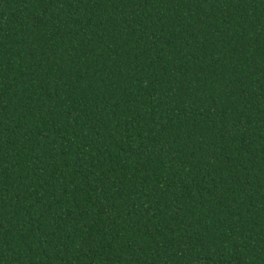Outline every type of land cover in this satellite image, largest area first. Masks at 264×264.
<instances>
[{
    "label": "trees",
    "instance_id": "trees-1",
    "mask_svg": "<svg viewBox=\"0 0 264 264\" xmlns=\"http://www.w3.org/2000/svg\"><path fill=\"white\" fill-rule=\"evenodd\" d=\"M0 264H264V0H0Z\"/></svg>",
    "mask_w": 264,
    "mask_h": 264
}]
</instances>
